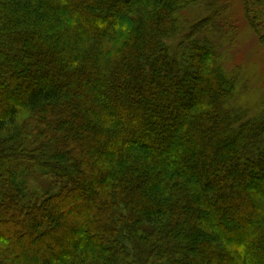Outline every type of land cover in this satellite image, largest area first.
Instances as JSON below:
<instances>
[{
  "label": "trees",
  "instance_id": "16d2710c",
  "mask_svg": "<svg viewBox=\"0 0 264 264\" xmlns=\"http://www.w3.org/2000/svg\"><path fill=\"white\" fill-rule=\"evenodd\" d=\"M229 8L0 0V264H264V99L232 105ZM243 10L264 47V0Z\"/></svg>",
  "mask_w": 264,
  "mask_h": 264
},
{
  "label": "rangeland",
  "instance_id": "374dc122",
  "mask_svg": "<svg viewBox=\"0 0 264 264\" xmlns=\"http://www.w3.org/2000/svg\"><path fill=\"white\" fill-rule=\"evenodd\" d=\"M226 2L230 6L228 20L235 26V39L233 43L226 44L224 49V63L227 70L234 74L238 84V94L232 105L237 113L249 118L257 113L260 102L264 99V47L258 42L246 19L243 0ZM186 13L189 21L201 15L199 11L194 10H188ZM188 20L184 19L183 23ZM215 42L219 43V38H215ZM49 180V177L44 176H37L35 180L28 179L27 195L43 193L50 184Z\"/></svg>",
  "mask_w": 264,
  "mask_h": 264
}]
</instances>
